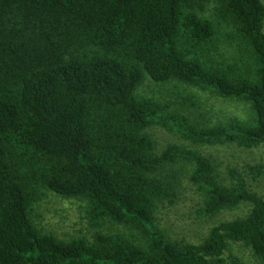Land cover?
Segmentation results:
<instances>
[{"label":"trees","instance_id":"1","mask_svg":"<svg viewBox=\"0 0 264 264\" xmlns=\"http://www.w3.org/2000/svg\"><path fill=\"white\" fill-rule=\"evenodd\" d=\"M233 144H264L263 0H0V264H223L231 242L264 264V182L247 179L264 164L198 150ZM185 183L203 217L243 213L172 237L159 212ZM49 193L87 228L46 230Z\"/></svg>","mask_w":264,"mask_h":264},{"label":"rangeland","instance_id":"2","mask_svg":"<svg viewBox=\"0 0 264 264\" xmlns=\"http://www.w3.org/2000/svg\"><path fill=\"white\" fill-rule=\"evenodd\" d=\"M146 83H149L148 80L141 86V91L146 94L159 95L158 92L160 90L165 91L154 84L149 87ZM211 102L214 104V108L220 111L221 114H240V110L237 108L240 105L239 103L236 104L220 97L217 99L212 97ZM241 106V109L244 108V112H246L247 107L244 104ZM155 134L162 144L179 141L174 133L167 130L157 128ZM198 150L204 155H211L220 164L222 169H225L228 165L243 169L247 164H264V144L252 148L238 147L234 144L218 146L201 145L198 146ZM247 179L253 189L258 192L262 190L264 178L261 177L258 181H253L251 177H247ZM200 210V195L190 184L185 183L178 201L159 212V221L161 226L172 237L184 238L189 242L199 243L208 234L209 229L217 222L233 219L243 213L241 209L226 210L213 219L203 217ZM38 216L37 221L46 230H52L59 236L77 234V230H85L87 228L88 218L79 209L78 203L51 193L47 194L42 201ZM224 258L225 262L223 264H261L254 257L250 248L244 246L241 242H231Z\"/></svg>","mask_w":264,"mask_h":264}]
</instances>
